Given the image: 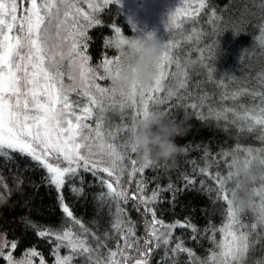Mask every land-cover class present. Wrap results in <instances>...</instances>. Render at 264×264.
Returning <instances> with one entry per match:
<instances>
[{
    "label": "snow or ice",
    "instance_id": "1",
    "mask_svg": "<svg viewBox=\"0 0 264 264\" xmlns=\"http://www.w3.org/2000/svg\"><path fill=\"white\" fill-rule=\"evenodd\" d=\"M119 2L0 0V167H14L17 173L43 169L45 175L42 179L57 192L61 211L66 217L58 228L25 218L26 227L34 231L39 240L51 245L49 254L53 257L52 264H74L81 258L83 264H152L157 250L163 252L159 264H181V254L187 257L184 264H264V257L254 258L258 246L264 250V184L252 189L253 196L260 198V204L253 206L255 216L248 223L242 217L243 209L234 206L229 197V192L233 197L239 188L237 183L231 189L227 187L235 171L226 174L220 172L218 160L217 171L212 173L209 170L210 162H206L204 167L198 169V175L210 177L218 186L216 200L226 205L222 223L217 226L209 222L203 229H199L189 217L166 223L157 217L155 205L162 202V191L175 194L178 189L170 181L166 187L158 185L150 195L146 194L143 173L149 166L133 157L135 149L130 140L132 125L149 115L152 111L150 105H168L160 109L164 112L172 108L192 109L198 119L212 118L211 107L208 115L202 111L210 99L209 94H194L187 90L188 68L198 65L206 73L207 82H216L224 88L221 100H237L242 95L251 96L254 101L259 99V103L243 113L222 105L215 109L214 118L226 122L225 131H229L230 124L238 132L252 133L258 130L257 138L264 142V90L241 89L229 95L223 77L216 81V69L207 62L212 59L215 45L208 46L210 55L205 57L199 44L206 33L193 28L194 50L200 53L197 59L193 60L190 53H185L183 57L175 55L180 44L168 38L163 43L159 63L152 69L153 84L150 90L145 92L134 84L127 92L120 94L122 99L117 102V93L110 87L111 78L119 75L123 68L120 50L136 47L137 39L126 38L119 27L112 26L115 39L106 40L105 46L117 49L118 54L106 58L100 65L104 73L102 76L89 65L91 57L87 49L90 40L88 30L102 24L96 14ZM85 4L87 11L83 7ZM261 4L264 5V0H261ZM207 5L208 0H184V6L170 14L165 28L178 30L183 24L192 23ZM208 21L215 32L217 21L224 24L222 12L211 9ZM238 22L243 25L251 23L248 20ZM255 26L261 33L258 39L264 45V20ZM188 40L190 42L192 36ZM261 52L264 53V46ZM173 68V76L181 73L178 86L176 90L169 88L161 96L164 81ZM231 78L235 76L231 75ZM98 80H108L110 83L101 86ZM260 83L264 84V79ZM173 100L175 103H172ZM126 109L132 110L130 125L124 122ZM109 112H119L122 123L111 125ZM237 121L244 123L238 124ZM239 151L245 153L242 161L233 154ZM208 154L210 150L206 149L205 158ZM217 155L228 169H235L241 162L245 170H251L254 162L264 166V148L237 144L231 150L221 149ZM230 156L232 159L228 161ZM193 171H197L195 166ZM83 173H90L93 177L89 186H95V181H99V187L107 189L98 197L102 204L110 202L109 228L103 236L85 227L64 202L66 184L74 197L84 195ZM101 173L106 174L107 178ZM125 174L129 181L140 174L136 191L132 194L127 191V182L123 180ZM182 179L186 188L192 186L190 190H196L195 177L184 174ZM200 185L205 189L209 187L204 180L200 181ZM0 189L11 194L2 175ZM129 200L134 202L133 208L144 217L142 236L137 235L136 222L123 207ZM5 202V194L0 193V204ZM177 228L189 229L194 240L197 234L206 238L211 245L207 250L209 254L202 258L187 248L181 237H174ZM19 243V240H9L7 233H0V260L5 264H48L36 246L24 249L21 256L16 257L14 252ZM61 249H67V253L61 255Z\"/></svg>",
    "mask_w": 264,
    "mask_h": 264
},
{
    "label": "trees",
    "instance_id": "2",
    "mask_svg": "<svg viewBox=\"0 0 264 264\" xmlns=\"http://www.w3.org/2000/svg\"><path fill=\"white\" fill-rule=\"evenodd\" d=\"M211 9H215L217 13L222 12L224 17V24L217 21L215 32L208 21ZM98 19L102 21V24L88 30L90 40L87 54L90 57L95 54L102 58L114 57L118 54V50L105 46L106 40L115 39L112 26L119 27L121 34L125 35L126 38L134 39L136 31L126 22L123 10L116 4L109 5ZM241 20H248L251 23L243 25L238 22ZM262 20H264V5L261 4V0H208V5L201 10L195 21L185 23L180 29L168 32L164 35V41L167 42L169 38L179 42L180 46L174 54L183 57L185 53H190L192 59L195 60L200 53L194 50L195 36L192 30L193 28L203 30L206 34L203 35L199 48L204 50V56L207 57L210 55L208 46L215 45L212 59L207 62L216 69L214 72L216 81L223 77L228 94L231 95L241 89L261 91L264 90V84L260 83L264 79V53L261 52L264 45L258 39L261 33L255 25H259ZM190 36H192V40L189 42L188 38ZM172 72H175V68L170 70L168 79L164 83L169 82V88L176 90L181 73L177 72L173 76ZM225 74L229 75L225 76ZM231 75H234L235 78L232 79ZM188 76V91L194 94L202 92L209 94L210 99L207 100L202 111L205 115H208V109L211 107L213 109L212 118L207 120L198 119L192 109L172 108L171 111H168L169 117L174 118L177 122H183L186 129L183 135L176 138L179 155L175 161H169L167 168L149 167L143 173V177L146 181V194L148 195L156 190L158 185L164 188L170 181L178 189L175 194L169 191L160 193L162 202L155 205L158 218L166 223H172L175 220L183 221L186 217H189L192 223L199 229H203L209 222L217 226L222 223L226 205L216 200L218 186L215 181L210 177L198 175V169L204 167L206 162H210L209 170L215 173L217 171L216 162L219 160L220 172L226 174L228 171H235L237 168H243V163L237 164L235 169H228L224 161L217 155L221 149L231 150L237 144L243 147L260 148L253 133L238 132L237 128L231 124L228 125L229 131H225L224 124L226 122L223 120L217 121L214 118L215 109L227 105L243 113L246 109L251 108L253 104L259 103V99L257 98L254 101L251 96L242 95L237 100H221L224 88L218 86L216 82H207L206 73L198 65L188 68ZM169 79L171 80L169 81ZM198 81L200 82L199 88H197ZM169 88H164V92L160 95L166 94ZM180 91L184 90L181 89ZM172 103H175V100ZM167 107L168 105H157L159 109ZM196 111H199V109ZM108 120L113 126L122 123L121 119L114 121L113 118H108ZM124 122L128 123L126 116ZM237 123L243 124L242 121H237ZM206 149L210 150V154L205 158ZM233 154L238 155L241 161L245 155L243 151L234 152ZM227 159L231 161L232 157L230 156ZM194 166L197 168L196 172L193 171ZM21 167H23V163H21ZM251 171H264V166L254 162ZM184 174L195 177L196 190H190L192 186L188 188L184 186L185 181L182 179ZM0 175L3 176L8 188L11 189L10 195L4 189H0V193H4L6 196V202L0 204V233H7L9 240L20 241L14 252L16 257H20L24 249L36 246L37 250L41 251L47 260V249L51 245L39 240L34 231L26 227L24 220L27 218L40 225L58 228L62 222L66 221V217L61 211L57 192L42 179L45 175L43 169L17 173L14 167H0ZM83 175L85 176L84 195L74 197L69 192L66 184L63 190L64 202L70 206L74 216L85 227L91 231L94 230L93 232L99 235L98 231L102 229L103 212L106 209L109 211L110 202L102 204L98 197L101 192H106L107 189L99 187V181H95V186H89V182L93 181V177L90 173H83ZM201 180H204L206 185L209 186L207 189L201 187ZM78 184L79 182H77ZM235 184L233 178L227 187L231 189ZM261 184L264 183L257 184L254 188L260 187ZM229 197L233 198L231 192H229ZM256 198L257 196L251 195L250 203L243 208V218L247 216V212L252 210L253 204L251 202ZM127 213L133 221L138 220L135 211H127ZM136 228L138 235L140 227L137 224ZM173 235L174 237H181L185 246L192 249L197 256L203 258L209 254L207 250L211 245L206 238L199 234H197V239L194 240L192 239L193 233L189 229L177 228ZM89 242H92L91 238H89ZM161 256H163L162 250H157L154 253L152 264H159ZM262 257H264V250H261L258 246L254 258ZM186 260V255L181 254V264H184ZM3 263L0 260V264Z\"/></svg>",
    "mask_w": 264,
    "mask_h": 264
},
{
    "label": "clouds",
    "instance_id": "3",
    "mask_svg": "<svg viewBox=\"0 0 264 264\" xmlns=\"http://www.w3.org/2000/svg\"><path fill=\"white\" fill-rule=\"evenodd\" d=\"M137 41L136 47L120 50L123 68L119 75L111 78L110 85L117 94L125 93L134 84L144 91L152 87L151 72L160 61L163 42L153 32L146 33ZM185 131L183 122L170 118L167 112L159 108L150 111L147 117L137 120L130 129V140L138 162L151 168H163L169 161H175L179 155L176 138ZM233 178L239 185L232 198L233 204L243 209L251 201L252 189L264 183V171L237 168Z\"/></svg>",
    "mask_w": 264,
    "mask_h": 264
},
{
    "label": "rangeland",
    "instance_id": "4",
    "mask_svg": "<svg viewBox=\"0 0 264 264\" xmlns=\"http://www.w3.org/2000/svg\"><path fill=\"white\" fill-rule=\"evenodd\" d=\"M116 5L123 10L126 22L135 29L136 34L134 39L141 38L148 32H153L158 39H160L163 43H165L164 35L174 30V29L171 30L166 29L165 25L169 19L170 14L173 13L176 8H180L184 6V0H120L119 4ZM83 7L87 11V5L85 4L83 5ZM193 7H195V5ZM105 9H103L101 12L96 14L97 18L102 14V12ZM106 58L99 57V55L95 54L93 57H91L89 61V65L94 69H96L98 74L101 76L104 75V73L100 65L103 63V61ZM170 80L171 79H169V81ZM97 83H99L101 86H107L110 82L108 80H98ZM166 87L169 88V82H167L166 84L164 83V88L166 89ZM121 99H122L121 95L117 94L116 101L119 102ZM106 103H108V101H106ZM151 109H157V105H150V110ZM125 111L127 113L126 118L128 120V124L130 125L132 122L130 115L132 110L126 109ZM108 118H113L114 121L116 120L119 121L121 119L119 112H109ZM242 122L244 123V121ZM252 133L254 134L256 138V142L259 144L260 148H264V142H262L257 138L259 136V131L257 130L256 132H252ZM133 157L137 159L136 154H133ZM129 168H131L130 164H129ZM100 175L105 176V178H107L106 174L104 173H101ZM138 179H140V174H137L136 177H134L130 181L128 180L127 174H125L123 180L127 182L126 187L129 194H132L136 191V181ZM133 203H134L133 201L129 200V202L126 205H123V207H125L127 211H135L138 217V220H136V224L140 227L138 236H142L144 234V217L141 216L140 213L133 208ZM251 204H253V206H258L260 204V198L257 197L253 202H251ZM142 210L143 209H141V211ZM103 214H104L102 216L103 220L101 222L102 229L100 228L101 230L98 231L100 236H103L105 230L109 228L110 215L108 209H106L103 212ZM254 216L255 213L253 212V210H251L247 212V216L243 219L246 222L251 223L254 219ZM93 231L94 230H92V232ZM111 246L112 244H109V247ZM50 247H48L47 249L48 264H52V260H53V257L49 254ZM66 253H67V249H61V255H64ZM3 264H5V262ZM74 264H83L82 258L75 261Z\"/></svg>",
    "mask_w": 264,
    "mask_h": 264
}]
</instances>
